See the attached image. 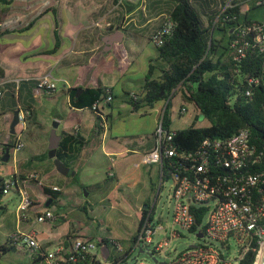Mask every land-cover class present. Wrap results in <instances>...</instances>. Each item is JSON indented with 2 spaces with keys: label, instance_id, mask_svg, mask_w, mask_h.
<instances>
[{
  "label": "crops",
  "instance_id": "1",
  "mask_svg": "<svg viewBox=\"0 0 264 264\" xmlns=\"http://www.w3.org/2000/svg\"><path fill=\"white\" fill-rule=\"evenodd\" d=\"M212 1L216 7H221L223 2ZM243 1L245 2L241 10L246 11L249 6L244 10L243 6L248 3L247 0ZM175 4L176 0H0V68L6 73L0 78V88L5 91L0 97L2 124L0 162L13 166L11 174L6 179L12 178L16 181L13 189L19 201L22 199L20 190L26 191L29 197V205L20 211L15 230L4 233V230H1L4 229V219L0 220V237L2 239L5 237L6 242L8 237L16 233L33 231L40 243L38 248L30 249L17 245L15 250L10 251L27 254L30 257L27 264H42L36 262L41 260V256L55 248L69 247L80 236L90 237L94 242L95 240L101 242L103 238L119 240L113 234L106 236L101 233L103 226L93 215L96 207H93L89 200L91 192L102 187L99 181L92 179L93 166L101 165L98 159H94L98 152L107 158V162L109 161L105 179H118V187L123 185L134 187L140 184L145 176L152 177L156 174L161 182V166L142 161L143 154L156 146L155 133L152 138L147 137L140 143H126L127 147L122 148L117 144L120 139L107 140L112 124L106 134L99 135L95 130L96 117L93 112L87 107L74 106L70 93L74 88L113 87L115 98L119 97L122 106L130 108L126 102L125 92L141 91L145 83L148 61L157 55L152 36L163 26ZM48 73H51L52 79L56 82V90L52 93L37 92L39 79ZM40 95L54 99V106H51L53 112L61 103L63 108L69 107L76 113L86 111L92 113V123L86 124L87 119L83 118L73 125L63 126L61 131L57 128L61 139L62 133L68 129H75L82 139L80 151L72 163L74 168L72 171L78 173V180L61 174L56 168L54 158L44 157L49 150L50 127L47 119L40 113L39 108L42 105ZM31 97L35 100L33 121L27 119L25 128L19 124V129L16 127V132L22 130L25 146L14 152L12 147L7 146L16 139V133L14 136L10 133L14 112L10 111V108L16 103L19 106H26L31 102ZM114 100L107 103L105 108H112ZM165 106L166 101L160 100L153 107L143 106L140 109L146 107L155 109L159 122L160 112ZM106 114L110 118L112 109ZM58 120L60 125V119ZM192 122L191 119L189 124ZM7 147H10V158L3 161L2 157ZM133 153H140V162L135 164V168L126 169L123 177L119 179L116 156L122 155L124 160L129 157L127 155ZM112 159L115 175L108 176ZM120 170L124 168L121 167ZM43 185L52 189L54 186L61 188L59 191L62 194L55 203L43 191ZM84 188L88 192L87 196L84 194ZM5 194L3 193L0 198L2 210ZM105 200L106 198L96 203H104ZM46 208L54 210L56 219L39 222L37 216ZM142 209L146 208L143 206L140 210ZM81 211L86 212V220L82 215H79V219L70 218L71 214ZM150 216L152 220H149ZM141 218L142 212L138 229ZM94 220L97 221V225L92 226L91 222ZM150 222L152 224L153 217L148 213L145 224ZM158 223L160 225V220ZM134 236L136 234L130 240ZM110 250L111 255L114 250L111 248ZM137 250H140V247L136 240L130 251V258ZM89 253L94 255L96 252ZM99 259L107 262L103 260L102 255L101 258L97 256V260Z\"/></svg>",
  "mask_w": 264,
  "mask_h": 264
},
{
  "label": "trees",
  "instance_id": "2",
  "mask_svg": "<svg viewBox=\"0 0 264 264\" xmlns=\"http://www.w3.org/2000/svg\"><path fill=\"white\" fill-rule=\"evenodd\" d=\"M244 2L223 0L221 7H216L212 0L196 2L176 0L169 14L174 21L172 28L163 36L162 44L157 45L152 42L157 49V55L148 61L145 83L141 91L134 94L131 91L125 92L126 102L134 111L143 106L153 107L160 100L166 101L163 128L167 132H174L172 140L166 143L167 146L175 147L177 150H194L207 137L227 138L242 127H248L255 138L264 142V55L256 48L250 47L244 56L235 57L236 52L232 46L239 26L264 20V0H247L249 7L246 11H242ZM5 75V71L0 68V78ZM107 89L112 96L109 102L111 103L116 97L113 87H87L78 96L76 92L79 88H74L70 93L74 106L87 107L93 112L96 117L95 130L99 135L103 133L104 128L100 124L101 117L93 109V105L104 100ZM9 91L14 90L9 89ZM4 92V89L0 88V97ZM177 95H180L183 101L180 109L183 106L187 107L185 103H192L209 123L197 126L193 121L185 128L172 130L170 108L173 98ZM34 101L31 97V102L26 106H19L16 103L10 111L24 110L27 119L32 122ZM155 136L157 137L156 133ZM81 141L75 129H68L62 133L57 157L71 167V172L74 170L72 163L80 151ZM7 146L12 147L13 141ZM44 157H49V150ZM177 160L176 157L163 160L160 165L162 183L170 179L171 173L174 172L170 164L176 165ZM181 165L184 168L187 166L183 162ZM71 172L67 177L78 180V173L72 175ZM13 186L14 183H7L6 178L0 179V198L3 193L5 194L4 190L7 187L12 190ZM43 191L53 203L62 194L61 191L44 185ZM205 212L206 208L203 207L197 210L195 224L189 229L191 232L204 230ZM148 213L147 209H142L138 233L142 230ZM149 220H152L151 216ZM138 236L139 234L130 240L129 249L123 252L114 251L107 262L125 263L131 257L130 251ZM102 243L113 248V239L103 238L99 242L100 247ZM17 245V241L13 240L12 236L8 237L5 243L0 244V261L6 253L15 250ZM140 248L145 249L143 245H140ZM257 250L258 248L249 251L238 264H255ZM152 251L151 255L157 257L156 252ZM41 260L36 262L47 264L46 255L41 256ZM70 264L105 263L88 252L84 258Z\"/></svg>",
  "mask_w": 264,
  "mask_h": 264
},
{
  "label": "built area",
  "instance_id": "3",
  "mask_svg": "<svg viewBox=\"0 0 264 264\" xmlns=\"http://www.w3.org/2000/svg\"><path fill=\"white\" fill-rule=\"evenodd\" d=\"M173 24L174 21L168 16L163 26L153 34L152 42L157 45L162 44L163 36L170 31ZM232 46L236 52L235 57L244 56L250 47L256 48L264 55V20L239 26ZM36 87L37 92L52 93L56 90V82L52 79L51 73H48L39 79ZM111 100L112 96L107 89L104 100L93 105V109L101 117L100 124L104 128L102 134H106L109 130L105 106ZM187 111L186 106L179 109L182 115ZM163 113L164 109L160 112L156 130V146L143 154L142 161L147 164L161 165L164 159L178 158L175 161L176 165L170 164L174 169L169 179L173 181L170 196L175 200L173 222L189 230L195 224L197 210L203 207L206 208L205 228L203 231L194 232L196 236L203 234L202 237L197 236L202 241L174 255H167L171 238L168 237L154 244L153 234L161 229V226L154 229L151 222L145 224L137 239L139 247L143 245L150 254H153L152 250L156 252V255L160 252L165 258L163 261L158 260L152 263L137 259L136 263L238 264L249 251L256 248H258V258L261 246L264 244V142L255 138L248 127H242L227 138L207 137L194 150H177L175 147L166 145L172 140L174 132L164 130ZM19 121V125L25 128L27 113L24 110H20ZM24 146L22 130H20L16 132L12 148L14 152H17ZM182 162L187 165L186 168L181 165ZM113 166L112 159L107 172L108 176L115 175ZM224 168L228 169L224 170ZM7 183L15 185L16 181L8 178ZM53 189L61 190L59 186H54ZM9 191L10 187L4 190L5 193ZM20 194L22 199L18 209L22 211L28 207L29 197L26 191L20 190ZM54 219H56L54 210L47 208L37 216L39 222ZM177 235H181L180 231L173 229L171 237ZM12 237L18 245L30 249L40 246L33 231L16 233ZM98 245L88 237L80 236L65 249L59 247L48 251L46 263H75L90 251L96 252L94 254L96 259L98 255L101 258L102 254L97 248ZM112 249L115 252L124 251L121 242L116 239H113ZM107 263L114 264V262L105 264Z\"/></svg>",
  "mask_w": 264,
  "mask_h": 264
},
{
  "label": "rangeland",
  "instance_id": "4",
  "mask_svg": "<svg viewBox=\"0 0 264 264\" xmlns=\"http://www.w3.org/2000/svg\"><path fill=\"white\" fill-rule=\"evenodd\" d=\"M247 7L248 4H245L243 9L246 10ZM39 99L42 101V105L39 108L40 113H42L47 119L50 127L48 137L50 136L53 123L59 121L58 119H60L58 131H61L63 126L73 125L83 118H86L89 121L87 122L86 120V124L92 123L93 121V116L90 111L76 113L71 111L69 107L63 108L61 103H59L56 106L57 109H54L53 112L51 106H54V99L52 97L44 98L40 95ZM182 102V98L179 95L175 96L172 100L170 108L172 130L187 127L191 119L192 121H195V125L197 126L209 123L206 118L198 113V110L192 103H185L188 106V111L183 115L180 114L179 117V108ZM111 109L112 116L108 120V126L110 128V124H112V130L110 131L111 133H109L107 140L120 139V142H117L118 146L123 148L127 147L126 143H140L147 137L152 138L154 133H156L158 116L155 109L146 107L138 111H132L130 108L122 106L119 97L115 98L112 108H105V112H108ZM56 114L57 116H55ZM1 129L2 124L0 122V130ZM17 129H19V125L17 126ZM127 156L129 157L124 160V156H116L118 157L116 169H119V179L123 177L126 169L131 170L135 168V164L139 163L141 160L140 153H133ZM94 159H98L101 162V165L97 164L93 166L92 179L94 181H99L102 184V187L91 192L89 200L93 203V207H96V212L93 215L96 216V219L98 218L100 224L103 226V231L101 230V233L106 236L113 234L120 240L124 250L129 249L131 244L130 238L135 234H139L138 222L142 212L140 209L144 206L149 213L152 214V225L154 229L159 227V220L161 222V229L156 230L153 234V243L156 244L168 237L171 238L170 245L167 249V255H174L179 251L187 249L190 245L202 241L195 233L188 229H184L173 222L175 200L170 196L171 186L173 184L172 180H167L162 183L158 178V174H156L152 177L145 176L142 182L134 187H129L127 185L118 187V179H105L106 167L109 165V161H106L107 158L101 152H98ZM12 167L13 166L10 164L0 162V177L3 179L9 177ZM121 167L122 169L124 168V170L121 171ZM105 198L106 200L104 203H96ZM19 204L20 201L16 195L15 189L4 195V210L0 207V220L2 218L4 219V229L1 230H4V233H10L17 228V220L20 213V210L18 209ZM79 215H82L83 219L86 220V212L84 211L71 214L70 218L79 219ZM91 225H97V221H92ZM173 229L180 231L181 235L171 237ZM95 241L96 244H99L98 240ZM4 242L5 237L3 239L0 237V243ZM97 248L101 253V247L98 245ZM139 252V250L133 252V257L130 258L128 264H132L136 258L146 263L155 262L154 257L147 251L144 250L143 252ZM156 258L163 261L165 257L158 252ZM29 261L30 257L25 253L10 252L4 256L2 264H27Z\"/></svg>",
  "mask_w": 264,
  "mask_h": 264
},
{
  "label": "water",
  "instance_id": "5",
  "mask_svg": "<svg viewBox=\"0 0 264 264\" xmlns=\"http://www.w3.org/2000/svg\"><path fill=\"white\" fill-rule=\"evenodd\" d=\"M82 91H83V88H79V91H77L76 95L78 96L79 92H82ZM7 94L12 95V93H7ZM19 115H20V110L15 109L13 112V119H12V122L10 125V133L11 134L16 133V127L18 126V124L20 122L19 121ZM58 126H59V121H55L52 125V130H51L50 137H49V157L54 158L56 168L61 174L68 175L70 173V167L67 166L64 163V161H62L61 159H59L57 157V149L59 147L60 140H61V135L57 133ZM9 158H10V147H7L2 159H3V161H8ZM71 173H72V175H74L75 171H72ZM84 194L86 196L88 195V192L85 188H84ZM197 236L202 237L203 234H198ZM194 245L195 244H192L191 246H194ZM139 251L143 252L144 249L141 248ZM145 251H147V250L145 249ZM101 253H102L103 260L107 261L110 257L111 250H110V247L106 243H102ZM154 260H155V262L158 261L156 256L154 257ZM258 264H264V244L261 246V255H260V259L258 260Z\"/></svg>",
  "mask_w": 264,
  "mask_h": 264
},
{
  "label": "bare ground",
  "instance_id": "6",
  "mask_svg": "<svg viewBox=\"0 0 264 264\" xmlns=\"http://www.w3.org/2000/svg\"><path fill=\"white\" fill-rule=\"evenodd\" d=\"M260 255H261V250H260V252H259V255H258V258L256 259L255 264H258V260L260 259Z\"/></svg>",
  "mask_w": 264,
  "mask_h": 264
}]
</instances>
